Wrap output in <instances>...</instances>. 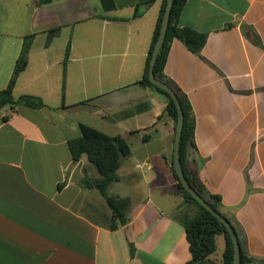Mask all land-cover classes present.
Returning a JSON list of instances; mask_svg holds the SVG:
<instances>
[{"label":"crops","instance_id":"crops-1","mask_svg":"<svg viewBox=\"0 0 264 264\" xmlns=\"http://www.w3.org/2000/svg\"><path fill=\"white\" fill-rule=\"evenodd\" d=\"M161 7L162 0H0V91L28 40L13 96L44 103L0 109V264L191 260L180 217L193 208L172 171L174 120L167 98L141 84ZM179 25L207 35L199 53L175 40L164 71L195 119L187 166L208 194L221 197L241 249L254 259L250 264H259L264 0H188ZM82 124L122 136L131 149L120 180L108 189L131 199L129 221L117 229L101 191L85 185L101 179L98 169L86 155L74 161L70 152ZM224 249L220 234L209 260L223 264Z\"/></svg>","mask_w":264,"mask_h":264},{"label":"trees","instance_id":"trees-1","mask_svg":"<svg viewBox=\"0 0 264 264\" xmlns=\"http://www.w3.org/2000/svg\"><path fill=\"white\" fill-rule=\"evenodd\" d=\"M47 1V0H44ZM188 0H174L171 10L170 21L167 29L165 40L158 53L154 74L157 79L169 85L177 94L184 112V126L180 142V159L182 169L192 185V187L218 212L225 216L232 224L235 231L236 228L232 220L224 214L222 210L221 197L218 195L208 194L204 185L200 182L198 175L187 166V155L190 148H195L194 130L195 119L192 113V107L188 98L181 90L165 75V67L172 43L175 40L182 41L192 52L199 53L205 46L207 35L197 32L190 27H182L179 25V18L182 10ZM167 5V0H162V7L158 17V21L154 30L151 46L149 49L146 69L141 84L156 93L162 94L167 98L166 112L174 120L175 130L177 127L178 112L174 100L167 91L153 84L149 79L150 63L153 57L154 49L159 39L164 13ZM136 12V16H137ZM30 39V38H28ZM30 41L26 40L24 50L18 61L8 87L0 91V109L7 105L17 106L24 104L34 108H41L44 103L41 99L32 96H22L15 99L13 96V88L19 73L24 68L27 60V52ZM69 54V46L66 56ZM82 134L79 137L69 141V148L74 161H78L82 155H86L91 163L98 169L101 179L93 184L89 180H85L86 186L96 185L105 197L108 205L113 210L112 229H117L120 225H125L129 221L128 210L131 205L129 197H119L110 195L108 189L114 182H118L120 177L118 169L121 166L123 158L131 154V149L128 143L122 136H110L88 125H81ZM173 163V162H172ZM173 174L178 181V187L184 202L195 207V213L190 214L184 212L180 217L181 223L185 227L189 248L192 255L191 260L187 264H215L209 260V256L217 249V236L222 234L225 237V249L223 253V264H233L234 249L233 242L229 232L224 225L206 208H204L182 185L179 177L172 164ZM253 258L246 256L241 249V264H250ZM259 264H264V261H259Z\"/></svg>","mask_w":264,"mask_h":264},{"label":"water","instance_id":"water-1","mask_svg":"<svg viewBox=\"0 0 264 264\" xmlns=\"http://www.w3.org/2000/svg\"><path fill=\"white\" fill-rule=\"evenodd\" d=\"M174 0H167V5L164 13L161 33L159 36V39L157 41V44L154 49L153 57L150 63V71H149V79L150 81L155 84L156 86L160 87L161 89L168 92V94L171 96V98L174 100V103L177 107L178 112V119H177V127H176V134H175V142H174V154H173V166L175 168V171L179 177L180 182L182 183L183 187L209 212H211L226 228V230L229 232L232 242H233V249H234V260L233 264H241V245L238 238V234L235 231L232 224L228 221V219L223 216L220 212L215 210L190 184L188 181L184 170L182 169L181 165V159H180V142L182 137V130L184 126V112L181 105V102L175 93V91L166 83L160 81L155 77L154 74V66L155 62L158 56V53L160 51V48L165 40L167 29L170 21L171 16V10L173 6Z\"/></svg>","mask_w":264,"mask_h":264},{"label":"rangeland","instance_id":"rangeland-1","mask_svg":"<svg viewBox=\"0 0 264 264\" xmlns=\"http://www.w3.org/2000/svg\"><path fill=\"white\" fill-rule=\"evenodd\" d=\"M191 207L193 208V209H191V210H188V212H191V213H195V207L193 206V205H191ZM190 213V214H191ZM222 250H223V241H222V239L219 241V247H218V251H217V256L219 257V259H221V257H222Z\"/></svg>","mask_w":264,"mask_h":264}]
</instances>
